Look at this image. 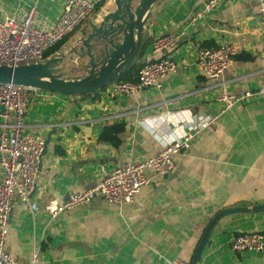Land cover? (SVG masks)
Returning a JSON list of instances; mask_svg holds the SVG:
<instances>
[{
    "label": "crops",
    "instance_id": "0c3cea01",
    "mask_svg": "<svg viewBox=\"0 0 264 264\" xmlns=\"http://www.w3.org/2000/svg\"><path fill=\"white\" fill-rule=\"evenodd\" d=\"M64 1L0 0V19L22 20L34 7L33 26L50 29ZM204 1L157 0L151 6L140 61L168 56L176 63V70L161 80L160 89L149 87L125 96L114 93L110 83L95 97L85 98L29 91L27 132L43 137L45 147L28 202L14 198L11 204L5 248L19 264H30L35 254L36 264H167L174 258L190 263L218 211L264 203V97L234 102L220 113L219 88L210 86L224 82L236 96L264 86L258 1L219 0L192 20ZM112 4L105 0L61 40L57 52L69 50L81 29ZM165 34L175 42L153 55L151 40ZM225 43L233 44L236 54L219 78L209 80L196 64L197 52L203 46ZM105 115L114 117L94 124H68ZM216 115L187 151L173 156L169 174L157 176L145 170L151 183L132 202L109 203L97 195L54 218L48 213L46 206L61 203L69 192L94 186L118 166L158 154L163 142L172 140L196 117ZM52 122L60 125L50 127ZM115 122L125 124L119 143L100 141L102 126ZM256 231L264 241V210L221 217L198 264H264V246L262 250L231 248L234 235Z\"/></svg>",
    "mask_w": 264,
    "mask_h": 264
},
{
    "label": "built area",
    "instance_id": "2783aa9c",
    "mask_svg": "<svg viewBox=\"0 0 264 264\" xmlns=\"http://www.w3.org/2000/svg\"><path fill=\"white\" fill-rule=\"evenodd\" d=\"M257 1L258 30L264 40V0ZM218 2L219 0H205L202 8L194 13L192 20L209 12ZM95 5L92 0H65L59 18L50 29H38L33 26L34 7L29 9L22 20L0 19V64L17 65L42 61L44 53L72 33L95 10ZM174 42L172 35L159 36L151 42V53H159ZM235 54L236 47L233 44L202 47L197 52L196 64L202 75L209 80H215L231 64ZM175 70L176 63L168 56L145 60L139 67L135 81L115 80L109 83L110 89L125 96H131L144 88L160 89L161 80ZM223 83L210 85L219 88L217 100L222 103L220 113L225 112L234 102L255 95L264 97V86L236 96L229 92ZM31 89L11 83L0 85V264H19L5 248L11 204L14 198L28 202L45 147L43 137L27 132L26 111ZM217 116L204 119L196 117L189 125L179 129L180 133L172 140L163 142L158 154L137 163L118 166L94 186L69 192L61 203L48 204V213L54 218L75 206L90 202L97 195L109 203L132 202L139 190L151 183L145 170L150 169L157 176L169 174L174 167L173 156L187 151L193 139ZM111 117L114 116L70 121L68 124H94L98 119L107 121ZM59 125L58 122L49 123L50 127ZM176 125L180 126L179 123ZM29 208L34 212L32 205H29ZM263 246V234L258 231L239 233L231 239V248L235 251L262 250ZM36 261L35 254L30 264H36ZM167 264L190 263L174 258Z\"/></svg>",
    "mask_w": 264,
    "mask_h": 264
},
{
    "label": "water",
    "instance_id": "95a60500",
    "mask_svg": "<svg viewBox=\"0 0 264 264\" xmlns=\"http://www.w3.org/2000/svg\"><path fill=\"white\" fill-rule=\"evenodd\" d=\"M157 0H112V6L82 28L81 36L66 52H55L44 61L0 64V85L14 84L48 92L80 96L92 94L127 72L137 58ZM263 204L228 206L208 223L190 264H198L210 231L221 217L234 212H257Z\"/></svg>",
    "mask_w": 264,
    "mask_h": 264
},
{
    "label": "trees",
    "instance_id": "16d2710c",
    "mask_svg": "<svg viewBox=\"0 0 264 264\" xmlns=\"http://www.w3.org/2000/svg\"><path fill=\"white\" fill-rule=\"evenodd\" d=\"M105 3V0H100L99 2L96 3L95 5V10L98 9L100 6H102ZM86 20V19H85ZM83 20V21H85ZM155 39V38H154ZM152 39L151 42L154 40ZM63 41H60L58 44H56L54 47L50 48L44 53L43 60L47 59L48 57L52 56L55 52L58 51L60 46L62 45ZM147 40L143 38L142 43H141V48L139 51V54L137 56V60L135 63H133L131 69H129L127 72L122 74L117 80H132L135 81L137 79V73L139 70V67L141 64L145 61H140V58L142 57L144 51H145V46H146ZM206 47V46H203ZM106 87V86H105ZM103 87V88H105ZM101 88V89H103ZM94 91L92 94H85V95H80L79 97L85 98V97H95L99 90ZM125 127V124L123 122H115L111 124H105L102 126L100 134H99V140L100 141H105L109 142L113 145H117L119 143V134L123 132ZM59 149H57L58 151Z\"/></svg>",
    "mask_w": 264,
    "mask_h": 264
},
{
    "label": "rangeland",
    "instance_id": "374dc122",
    "mask_svg": "<svg viewBox=\"0 0 264 264\" xmlns=\"http://www.w3.org/2000/svg\"><path fill=\"white\" fill-rule=\"evenodd\" d=\"M91 14H92V13H91ZM91 14H90V15H91ZM82 23H83V21H82L80 24H82ZM80 24H79V25H80ZM73 32H74V31H73ZM70 34H71V33H70ZM70 34H69V35H70Z\"/></svg>",
    "mask_w": 264,
    "mask_h": 264
}]
</instances>
